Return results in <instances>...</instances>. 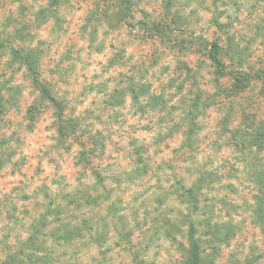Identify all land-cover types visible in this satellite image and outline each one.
Masks as SVG:
<instances>
[{
  "label": "clouds",
  "instance_id": "1",
  "mask_svg": "<svg viewBox=\"0 0 264 264\" xmlns=\"http://www.w3.org/2000/svg\"><path fill=\"white\" fill-rule=\"evenodd\" d=\"M213 44L222 50V75L204 56ZM20 50L35 58L34 69L14 58ZM238 75L247 82L238 83ZM0 96H15L4 117L11 123L0 125V139H8L6 149L15 153L11 162L0 155L4 184L12 180L9 187L21 189L13 198L29 195L40 213L64 206L66 216L81 215L83 210L68 206L73 195L103 204L107 193L112 203L119 195L111 191L113 182L123 191L130 181H143L146 170L155 178L142 187L156 185L147 201L154 192L174 191L173 176L196 179L189 170L209 158L214 168L224 156L240 169V182L231 181L238 192L218 206L222 211L213 222L234 226L235 238L203 245L199 258L231 264L234 254L244 264L254 246L261 250L256 264H264V238L259 228L254 238L249 223L258 204L254 197L264 190L247 179L253 169L264 172V148L257 140L264 133V0H180L170 7L168 0H132L130 7L123 0H0ZM212 113L225 123L192 135L190 128ZM21 161L26 163L14 169ZM13 170L15 177L7 175ZM153 207L149 202L141 208L138 219H145V211L159 215ZM54 219L46 217L49 229ZM167 219L181 228L177 243L164 242L162 229L153 251L162 243L165 261L191 264L189 225L179 222L177 212ZM33 220H39L36 212L19 228L0 224V264H29L42 255L74 264L72 251L94 258L90 264H112L119 251L101 256L104 250L82 234L77 243L83 248L36 252L29 243L50 247L43 235L49 229L37 233ZM109 233L114 236L111 225ZM196 239L210 238L198 232ZM132 243L144 247L148 241L137 232ZM212 247L220 249L219 257Z\"/></svg>",
  "mask_w": 264,
  "mask_h": 264
},
{
  "label": "rangeland",
  "instance_id": "2",
  "mask_svg": "<svg viewBox=\"0 0 264 264\" xmlns=\"http://www.w3.org/2000/svg\"><path fill=\"white\" fill-rule=\"evenodd\" d=\"M180 0H168V6H172L174 3L178 4ZM26 11L23 7H21L20 12L23 14V12ZM12 21L9 20L8 23H11ZM160 31H166V26L159 28ZM23 39V37H21ZM220 47V46H219ZM221 49V48H220ZM210 50H206L204 52V56L209 60V53ZM23 54V50H20ZM35 59V58H34ZM221 59L223 62V56L221 54ZM36 61V60H35ZM210 61V60H209ZM37 63V61H36ZM18 91V90H17ZM7 101V100H6ZM8 106H15V96H10L8 99V103L5 105V112L0 117V125H4L5 127L8 126V124L11 123V121H5L4 117L8 114L9 108ZM221 123H225V120L223 118L218 119L217 113H212L209 115L208 119L203 121L200 125H196L198 128L197 134L199 132H202L205 130V128L212 127L213 124L216 125V127H219ZM235 140V137H233V141ZM257 140H264L257 137ZM8 139H0V155L7 157V162H11L12 156L15 154L13 151H7L6 146L8 144ZM261 147L264 148V141L260 142ZM217 159L221 161L216 167H212V165L215 163L211 158L208 159V161L200 165L198 167H195L192 171L195 175L196 179L192 178V175L186 174L184 176H181L178 181H182L187 187H191L195 184V182L201 180V177L204 176V180L201 185L202 192L200 193V202H199V210L198 213L193 215L192 218L195 220L196 226L200 231L206 230L205 226L207 221L212 223L215 228H217L215 231H213L209 236L210 239L204 240L206 241L204 245L207 246H213L216 243H218V238L223 237L226 238L227 236H230L232 239L235 238V232L236 229L234 226L231 225H220L219 223H214L213 221L216 219L217 214L222 211L219 205H227L229 194L235 195L238 192V189L236 188V185L231 183V181L235 180L236 183L240 182V169L236 168L234 165H230V162L227 161V158L224 156H218ZM5 160L0 159V224L6 223L7 225L14 226L16 228L22 227L25 220L32 219V213L36 212L38 215H40L39 211V205L38 204H31L29 203L31 200V197L27 194L22 195L18 198H13L12 193H15L17 191H20L18 187H9L12 185L13 181L8 180L7 185L4 184V181L6 180V174L4 172L5 167ZM23 163H26V161H21L19 165H15L14 169H18L20 166L23 165ZM184 163H187V161H184ZM211 169V170H210ZM169 171H172L171 168H169ZM149 174V172H148ZM7 175H10L12 177H15L16 171H10L7 173ZM155 177L145 178L140 183H137L136 181H130L128 185L125 187L123 191H120L119 184L113 182V187L111 189L112 192H119V195L117 196V199L113 201L112 203H108L107 201L111 199L110 196L105 193V202L103 204L102 208H99V218H104L106 215H112V213L107 214L108 209L110 206L114 203L117 204L118 209V215H121L122 212L126 213L123 215L125 217L124 220V233L130 232L132 233V236L130 237L128 241H125L120 238L119 233L122 232H114V236L110 235L109 228L106 231V235L108 236V242L104 245V247H96L98 250L103 249L104 251H100L99 255L105 256L107 253H112L116 249H119V251L115 252V256L112 257V264H136L133 260V257L131 256V250L130 247L133 245L136 249V251H139L140 259L145 264H170V262L165 261L161 257V251L163 250V244H158L157 247L160 250L153 251V243L155 242L156 238L160 236L161 230L164 229V224L161 225V223H169L167 225V228L169 230V233L173 236L172 238L167 237L166 235L162 234V239L164 242L168 243L169 246H173L177 243L175 237L176 235L180 234L181 228L178 226L177 223H174L172 220L167 219L169 215H171L172 212L178 213V219L180 223H186V220L182 217L185 213L189 215L188 208L183 205H181L180 201L177 200V196H173L171 194L170 200L167 202L166 198L169 195V193H160V192H154L151 197H148V200H144L143 198L147 196V193L151 191V187H156V185H152L148 189H144L142 187V184L144 182L150 183V179H154ZM64 179H67V177H64ZM247 179L250 182H254L258 184V186L264 190V172L253 169L252 172L248 173ZM173 180L175 183L173 184V189L175 190L176 186V177L173 176ZM8 188L7 191H4L5 188ZM172 191L171 193H173ZM258 201L256 211L252 218H250V226L253 228V237L255 238L256 232L255 229L259 228V236L264 238V226L262 224L264 223V196L262 197H254ZM149 202H151V205H154L152 208V212L160 213L159 215H152L151 212L145 211L144 217L145 219L141 222L138 217L140 216V209L145 208ZM163 210V211H161ZM179 211H182L183 214L180 215ZM19 213V214H17ZM23 217V219H22ZM163 217V219H161ZM158 219L160 221V225L156 224L155 220ZM35 220H33L34 222ZM156 224V225H155ZM149 225H152V228H149ZM136 226L139 227L140 230L136 229ZM118 227H122V225H119ZM178 228V229H175ZM142 229H148V232L143 231ZM158 229V232H157ZM113 230V229H112ZM122 231L121 229H119ZM219 230V233H218ZM221 231V232H220ZM101 234L105 235V230L102 231V228L100 229ZM139 232L141 237L146 238L148 243L144 247H137V245H134L132 243V237ZM149 232L152 233V235H149ZM230 238V239H231ZM231 239V240H232ZM112 241L109 243V241ZM215 240V241H214ZM229 243V242H228ZM50 247H46V250L44 252H40L42 254H46L51 250V243ZM132 244V245H131ZM255 244V239H254ZM27 247V246H26ZM29 248L34 249L33 247L28 246ZM83 244H77L70 248H65L68 250L73 249H79L83 248ZM148 248V249H147ZM218 249V252H215V247H212V253L216 255L217 257L220 256V249ZM91 251V249H89ZM135 251V250H134ZM260 248L257 247H251L250 248V255L245 259L244 264H256V261L259 259V256L256 255L257 252H260ZM121 254L125 257V259H120L117 261V257H120ZM63 255V253H62ZM232 257L231 264H240L239 261L235 260L234 254H229ZM261 255H264V252H261ZM43 257V255L41 256ZM40 257V258H41ZM47 257V255H46ZM39 258V259H40ZM37 260H30L29 264H57V262L52 261L48 259V257L45 259V262ZM72 259L74 261V264H90V260L94 259L92 257L80 256L78 251H72ZM20 264H23L21 261ZM221 264H224L222 261Z\"/></svg>",
  "mask_w": 264,
  "mask_h": 264
},
{
  "label": "trees",
  "instance_id": "3",
  "mask_svg": "<svg viewBox=\"0 0 264 264\" xmlns=\"http://www.w3.org/2000/svg\"><path fill=\"white\" fill-rule=\"evenodd\" d=\"M125 4H127L129 7L131 6L132 0H123ZM221 53L222 50L220 49L219 45L213 44L211 51L209 53V60L212 63H215L217 67V72L221 75L224 72L225 66L221 59ZM13 56L15 59L22 60L24 62H28L30 64L31 68H35L36 61L34 58H28L25 57L21 52L16 51L13 53ZM31 70V69H30ZM235 79L238 83H246L247 77L243 76H236ZM8 103V100L6 101L3 96H0V117L5 112V105ZM198 127L196 125H193L190 128V132L192 135L197 134ZM86 133H82V135H85ZM259 137L264 139V133H260ZM259 142H262L264 140H258ZM97 143H99L97 141ZM142 175L144 178L149 177L148 171L144 170L142 171ZM93 176L96 177V179L99 181L101 178L97 176V174L93 173ZM181 180V179H180ZM204 180V176L201 177V180L195 182L194 185L191 187H187L182 181L176 180V186L173 193H170L166 200L167 202L170 200V196H177V200H179L181 205L184 207L186 206L189 211V215H182L183 212L179 211V214L182 215V217L186 220V223L189 225V247L190 252L192 256V262L191 264H205V262L201 261L199 258V254L201 252L202 246L206 241L204 240H197L196 235L199 232L202 236H209L213 231H215L217 228L214 227L212 223L209 221L206 223V230L200 231L195 223V220L192 218L193 215L198 213L199 210V202H200V193L201 185ZM168 194V193H167ZM105 195V193L103 194ZM175 198V197H174ZM67 199V198H65ZM105 202V201H104ZM104 204V203H103ZM103 204L99 203L98 200L92 196H87V194L84 195H73L71 196V199L69 200V207L75 206L73 211H79L83 210L81 215L84 218H81V215H65L64 206L57 207L56 209H47L43 213L39 215V220H35L33 222V226L35 227L37 233H40L41 229H49V223L46 220V217L51 215L54 216L55 219L53 223L56 225L55 227H51L47 232H44V239L45 244H48V242L51 243L52 248H70L75 245H77V241L80 240L81 235H85L87 242L91 245H94L96 247H104V245L108 242V236L106 235V231L108 230L109 226L111 225L113 231L115 232H122L119 233V236L121 239L129 241L130 237L132 236V233L130 232L124 233V220L125 217L123 215H118V209L117 204L114 203L110 206V208L107 211V214L112 213V215H106L104 218H99V211H96V209L102 208ZM78 221V223H76ZM156 224L160 225V221L158 219L155 220ZM155 224V225H156ZM164 224V231L163 235H166L169 238H172L173 236L171 233H169V230L166 229L167 225L169 223L163 222L161 225ZM119 225H122V227H118ZM264 226V223L262 224ZM102 228V231L105 230V235L101 234L100 229ZM121 229L122 231H120ZM136 229L140 230L139 227L136 226ZM178 229V228H175ZM158 232V229H157ZM221 232V231H220ZM219 233V230H218ZM230 236H227L223 239V237L218 238V243H228L231 241ZM215 241V240H214ZM132 245V244H131ZM30 247H33L36 249V252H44L46 250V247H37L35 243H29ZM84 246V245H83ZM148 249V248H147ZM131 256L133 257V260L136 264H145L140 259L139 251H136L135 247L132 245L130 247ZM135 250V251H134ZM215 252H218L217 247H215ZM46 255H43L39 259L40 261L45 262Z\"/></svg>",
  "mask_w": 264,
  "mask_h": 264
}]
</instances>
